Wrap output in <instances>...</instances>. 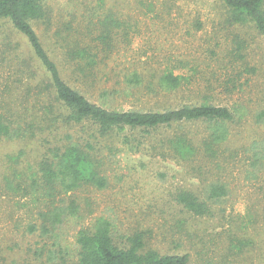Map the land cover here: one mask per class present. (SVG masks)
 <instances>
[{"label": "rangeland", "instance_id": "374dc122", "mask_svg": "<svg viewBox=\"0 0 264 264\" xmlns=\"http://www.w3.org/2000/svg\"><path fill=\"white\" fill-rule=\"evenodd\" d=\"M45 6L51 12L50 27L33 23V28L58 63L63 51L57 43L58 27L70 22V28L61 30L63 35L83 46L97 44L96 33L89 32L93 24L82 16L87 10L102 17L107 11L126 28L113 35L108 47L93 48L94 79L77 80V74L70 75L71 64L62 65L68 84L91 102L98 103L102 89H119L124 72L136 70L145 84L154 85L159 74L172 71L184 78L179 89L121 90L110 98V107L163 111L209 101L242 114L227 124L228 139L214 154L197 144L199 153L191 160L170 155L165 144L176 134L200 140L206 134L200 123L127 133L130 140L135 138V149L121 141L102 144L108 186L75 194L82 225L105 217L120 234L143 232L147 248L162 255H187V264H264V161L258 172L251 167V144L264 141V127L257 122L264 110V45L259 36L241 32L245 61L229 57L233 30L220 20L221 8L212 0H47ZM34 144L0 142V183L9 159L15 158L14 166L28 173L35 168L42 149ZM210 183L225 186L226 195L209 200ZM180 191L197 196L207 213L195 216L183 210L174 199ZM41 203L35 194L0 190L1 264H39L34 255L39 238L25 228L35 223Z\"/></svg>", "mask_w": 264, "mask_h": 264}, {"label": "trees", "instance_id": "16d2710c", "mask_svg": "<svg viewBox=\"0 0 264 264\" xmlns=\"http://www.w3.org/2000/svg\"><path fill=\"white\" fill-rule=\"evenodd\" d=\"M46 1L0 0V142L35 143L42 149L30 173L16 168L15 158L9 159L0 190L22 196L35 194L42 202L35 223L25 228L27 234L39 238V246L34 251L36 262L187 264V255H162L147 248L143 232L120 234L105 217H97L88 226L82 225L84 218L74 196L83 188L102 190L108 186L102 168L104 158L100 155L102 144L121 141L135 149L138 146L132 141L136 140H130L127 133L149 134L162 128L200 123L206 133L200 140L176 134L165 144L170 155L191 160L199 153L197 144L214 154L215 148L228 139L227 124L241 119V110L216 106L209 101L163 111H124L110 107V98L121 90L131 93L146 88L151 92L171 93L179 89L184 78L172 71L159 74L154 85L145 84L143 75L136 70L124 72L120 90L102 89L98 103L91 102L79 89L68 84L62 65L70 63V75L77 74V80L94 79L97 71L93 48L108 47L113 35L125 33L126 28L107 11L102 17L94 10H87L82 16L89 25L93 24L89 32L96 33L93 41L97 44L83 46L70 35H63L61 30L70 28V22L58 27L55 33L57 43L63 48V64L58 63L50 55L47 42L33 28V23L47 28L52 23ZM212 1L221 8L220 20L233 30L229 57L244 62L246 39L241 32L252 31L264 45V0ZM257 122L264 127V110L257 115ZM251 153V167L258 172L264 161V141L253 142ZM207 193L209 200L218 199L226 195V188L210 183ZM174 199L187 213L195 216L207 213L206 204L191 192L180 191ZM5 264L18 263L10 260Z\"/></svg>", "mask_w": 264, "mask_h": 264}]
</instances>
